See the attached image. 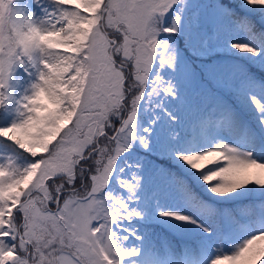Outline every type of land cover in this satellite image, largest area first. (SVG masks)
Returning <instances> with one entry per match:
<instances>
[{
  "label": "snow or ice",
  "instance_id": "6c2138e0",
  "mask_svg": "<svg viewBox=\"0 0 264 264\" xmlns=\"http://www.w3.org/2000/svg\"><path fill=\"white\" fill-rule=\"evenodd\" d=\"M15 2L9 0L7 15L19 25L22 53L0 55V139L31 160L22 168L11 158L0 163V264H121L137 251L122 250L118 242L128 237L118 236L113 225L140 213L105 189L133 142L149 149L151 129L136 132L144 95L177 94V57L161 36L181 30L182 16L172 15L178 0H32L13 9ZM245 3L264 9V0ZM166 15H172L167 26ZM231 47L262 54L246 44ZM17 66L32 82L10 109L8 87ZM225 68L219 58L206 74L225 83ZM177 158L202 172L213 194L264 186V163L227 144ZM129 171L130 178L118 183L134 196L139 164ZM159 216L195 223L171 211ZM211 264H264V231Z\"/></svg>",
  "mask_w": 264,
  "mask_h": 264
},
{
  "label": "trees",
  "instance_id": "16d2710c",
  "mask_svg": "<svg viewBox=\"0 0 264 264\" xmlns=\"http://www.w3.org/2000/svg\"><path fill=\"white\" fill-rule=\"evenodd\" d=\"M181 1L186 11L187 20H191V13L195 9L194 6L197 5L196 1L200 4L204 3L209 8L212 6L216 9V15L223 24H239L249 41L257 43L264 53V25L256 19V15L241 9L239 0H195L193 3H189L188 0ZM8 2L9 0L6 3ZM25 2L26 0H16L12 8L24 7ZM179 6H174L176 11L172 15L179 12ZM172 15L165 16V26L171 23ZM4 25L8 30L19 27L18 24L9 21L7 14ZM192 26V33L180 30L174 34H162L161 36L162 39L172 37L180 60L187 65L185 76L181 71L179 72L182 85L186 90L183 89L177 99L172 100L173 102H169V98L172 96L162 99L161 94L149 96L146 93L137 106L136 119L139 121H143L147 114L152 113L153 109L163 111L165 107L160 104H165L169 109L164 111L168 121L165 124L166 129L160 132L161 150L154 151L150 144L149 149L146 150L139 143L133 142L132 148L117 159L116 168L137 159L139 166L145 169L150 177L157 174L165 178L166 194L178 188L186 195L188 201L199 211L200 215L217 223V231L225 223L236 225L238 221L241 222L246 218H250L256 223L264 222V186L249 183L230 193L213 194L209 191V186L200 179L203 173L192 170L183 161H180L174 152L170 151L172 146L190 144L192 141L197 143L204 141L205 135L208 133L205 129L209 130V127L205 128L204 126L203 113L208 108H212V112L219 115L228 113L232 108H238L246 116L253 115L254 107L257 106V102L253 103L255 97L242 91L235 80L237 77H245L247 74L264 79V66L258 68L241 55H230L213 50L223 44L221 40L223 30L220 25L210 26L199 12L197 20ZM217 58H224L225 61L228 58L234 64V67H230L228 72L230 75L225 83H219L213 76L206 74V66L214 65ZM197 75L201 80V85H197ZM25 89L30 88L25 87ZM25 89L17 93L15 88L9 86L8 92L12 99L6 103L10 109L15 108V102L21 99ZM172 106L177 108L176 114H180V118L169 114ZM251 123L264 138V125H261L257 116L251 118ZM1 150H7L26 161L31 160L26 154L17 151L2 139H0ZM207 170L205 169V171ZM119 178V175L116 178L112 177L107 187L115 188V190L112 189L114 197L121 195V187L117 182L121 181ZM261 178H264V175L261 174ZM148 186L150 185L148 184ZM151 186L155 187V184ZM146 205L152 206V208H150L149 217L145 220L138 216L130 220L119 221V227L113 225V230L118 236L128 237L126 240L118 242L122 250L135 249L137 251L136 256L124 258L121 264H160L159 260L172 257V245L179 250L180 254L189 255L191 248L195 244L201 243V237L204 234L201 227L194 223L178 222L171 217H161L159 212L166 210L147 202ZM131 209L137 211L135 208ZM167 211H171L170 208ZM142 252L145 255L141 256ZM137 258H140L139 261L136 260Z\"/></svg>",
  "mask_w": 264,
  "mask_h": 264
},
{
  "label": "rangeland",
  "instance_id": "374dc122",
  "mask_svg": "<svg viewBox=\"0 0 264 264\" xmlns=\"http://www.w3.org/2000/svg\"><path fill=\"white\" fill-rule=\"evenodd\" d=\"M194 1L195 0H188L189 3H193ZM6 2L7 0H1L0 5L5 4ZM31 3L32 0H26L24 7ZM196 3L197 5L194 6L195 9L192 11L191 20L189 21L186 18V11L183 7L184 5L182 1L178 0V6L180 5V8L176 15L182 16V31H189L192 33V24L196 22L197 15L199 12H201V16L204 18L206 23H208L210 26L220 25L224 31L223 37L221 38L224 42V46L219 47V50L222 49V51H225L228 54L241 55L247 60L251 61V63L255 64L258 68L264 66V53L262 49L257 43H252L249 41L238 24H223V22L218 19L216 15V9L214 7L211 6L209 8L204 3L200 4L197 1ZM239 5L241 9L256 15V19L264 25V9L249 6L245 3V0H239ZM11 6L13 7V4ZM49 10H51V7ZM31 11L35 13L37 18L43 16V13L35 6L31 8ZM6 14L7 9L0 10V29H5L4 24ZM165 39L169 42L170 50L174 51L176 54L178 74L181 71L185 76L187 73V65L180 60L179 53L172 37H167ZM233 43L246 44L250 47L258 49L262 54L253 55L252 53L248 52H240L237 49L231 47V44ZM218 60L219 58H217L215 62ZM230 61V59H226L225 70L227 72L230 71V67H234V64ZM178 74L173 77L177 88V94L170 98L168 97L169 102L176 100L183 89L186 90V88L182 85L181 76ZM196 81L197 85H201V80L199 79L198 75L196 76ZM235 81L237 85L242 88V91H246L251 96L255 97L254 99L256 100L257 104L260 105V107H254L253 116H257L260 120V117L264 115V79L257 76H248L247 74L245 77H237ZM31 82V79L24 74L19 80H16L12 77L9 81V86L15 88L16 92L18 93L19 91L24 90L25 87L30 88ZM0 91H3V89H0ZM160 97H162V94ZM160 105L165 107L163 108V111L159 109H153L152 113L147 114L143 121L136 119V132L138 135H143L144 133L142 130L146 127L151 129L150 134H147V139L149 144L153 146L154 151L161 150L160 132L166 129L165 124L168 121L164 111L169 109L166 108L165 104ZM171 108L172 110L169 112L171 116L181 117L180 114H176L177 108L175 106H172ZM211 109L212 108H208L203 113V121L205 122L204 126L205 128L207 126L209 127V130L208 128L205 129L208 131V133L205 135L204 141L202 143L192 141L190 144H179L175 147L172 146L170 151L174 152V155L177 157L178 153L187 154L190 152H201L227 144L228 146L237 149L239 153L247 154L248 158L254 159L258 163H264V141L261 140L259 134L252 128L248 119L243 117L240 110L237 108H232L229 113L219 115L211 112ZM135 143H139V141L137 140ZM6 158H11L15 165L21 168L30 162L7 150H1L0 163H3ZM137 162L138 160L136 159L135 161L126 162L123 166L121 165L117 168L115 167L112 177L116 178L117 175H119V179H121V181L129 179L131 176L129 166ZM121 169H123V171H121ZM261 174L264 175V173ZM139 176L141 179V186L137 190L136 195L132 196L127 193L126 190L120 188L121 195L119 197L123 199L130 208H135L137 212L140 213V219L145 220L147 217H149L151 210L150 208H152V206L148 207L146 202L150 203L151 205H156L163 210L170 207L171 212L191 217V219L195 221L194 224L201 227L204 233L202 235L203 242L200 245H194L189 255L180 254L179 250L175 249V246L172 245V257L170 259L163 260V264H211V261L215 257L225 254H233L240 246H242L244 240L250 238L253 234H257L259 231H264V222L256 223L250 218H243L244 220L241 222L238 221V223H236L234 226L229 223H225L223 230L219 228V231H217V223L210 218L200 215L199 211L196 210L188 201L186 195L178 188H175L173 192L166 194V186H164L165 178L163 176L155 174V176L151 175V178L146 170L141 166H139ZM145 182H147L150 186H148V184ZM154 184L155 187L151 186ZM112 189L115 190L113 187H110V189L106 188L105 193H111L112 196ZM178 222L183 223L184 221ZM143 255H145L144 252L141 253V256ZM139 259L140 258H137L136 260L139 261Z\"/></svg>",
  "mask_w": 264,
  "mask_h": 264
},
{
  "label": "clouds",
  "instance_id": "9594fccd",
  "mask_svg": "<svg viewBox=\"0 0 264 264\" xmlns=\"http://www.w3.org/2000/svg\"><path fill=\"white\" fill-rule=\"evenodd\" d=\"M9 7L8 3L0 5V10H6ZM23 39L19 27H14L11 30L0 29V55L7 56L8 53H14L13 58L19 57L22 53L20 41ZM24 71L21 67L17 66L14 69L13 78L16 80L21 79ZM194 163L196 161H193Z\"/></svg>",
  "mask_w": 264,
  "mask_h": 264
}]
</instances>
